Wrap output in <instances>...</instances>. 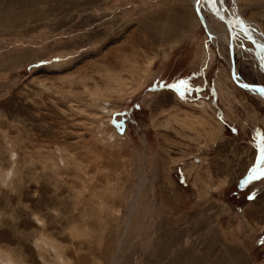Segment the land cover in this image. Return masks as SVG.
Masks as SVG:
<instances>
[{
	"label": "rangeland",
	"instance_id": "obj_1",
	"mask_svg": "<svg viewBox=\"0 0 264 264\" xmlns=\"http://www.w3.org/2000/svg\"><path fill=\"white\" fill-rule=\"evenodd\" d=\"M202 3L0 0V264H264V99Z\"/></svg>",
	"mask_w": 264,
	"mask_h": 264
},
{
	"label": "water",
	"instance_id": "obj_2",
	"mask_svg": "<svg viewBox=\"0 0 264 264\" xmlns=\"http://www.w3.org/2000/svg\"><path fill=\"white\" fill-rule=\"evenodd\" d=\"M202 1L205 2L207 9L212 14H214L217 18H219L220 20H222L225 23L226 27L229 30L230 37H229L228 46H229V50H230V59H231L230 68H231L232 78L234 79L236 84L239 85L240 87H242L243 89L248 90L249 92L250 91L251 92H257L264 99V92L260 91V89L264 88V86L261 84H253V83H249V82L245 81L237 70L236 56H235V51H234V46H235L234 45V43H235V41H234L235 40V32L233 29L234 23L235 22L238 23L239 29L244 34V36L250 42H252L255 49L258 51V53L262 54L263 56H264V47L261 46L259 44V42L257 41V39L253 37V35L249 31V29L247 28L246 24L242 20H240L239 18H236L234 16H231V15L228 16L223 12V10L219 9L218 6L215 4L216 0H202ZM203 20H204L205 25L207 26L206 21L204 19V16H203Z\"/></svg>",
	"mask_w": 264,
	"mask_h": 264
},
{
	"label": "bare ground",
	"instance_id": "obj_3",
	"mask_svg": "<svg viewBox=\"0 0 264 264\" xmlns=\"http://www.w3.org/2000/svg\"><path fill=\"white\" fill-rule=\"evenodd\" d=\"M196 2V6L199 8L201 6L202 3V0H195ZM215 4L218 6L219 9L223 10V12L226 14L225 10L223 9L224 7H221L222 3H220V0H216L215 1ZM228 15V14H226ZM204 16V19L206 21V24H207V27H208V30L211 31V33L215 34V36L218 38V39H221L222 41H224L226 44L229 43V31L226 30V32H223L221 34H216L218 32H215V30L211 27V25L209 24L208 20L206 19V16H205V13L202 14V18ZM229 16V15H228ZM231 16H234V15H231ZM235 17V16H234ZM237 18V17H236ZM240 19V18H239ZM242 20V19H240ZM204 21V20H203ZM243 21V20H242ZM244 22V21H243ZM245 23V22H244ZM246 24V23H245ZM247 28L249 29V31L251 32V34L253 35L254 38L257 39V41L259 42V44L261 46L264 47V37L263 35L261 34V32H259L258 30H256L255 28H253V26L251 24H246ZM233 29H234V32H235V39H236V34L238 33V31H241L239 29V25L238 23H234L233 25ZM235 41V40H234ZM235 45V43H234ZM234 51H235V46H234ZM262 55V54H261ZM263 56V55H262ZM234 80V79H233ZM251 92V91H250ZM262 97V96H261Z\"/></svg>",
	"mask_w": 264,
	"mask_h": 264
},
{
	"label": "snow or ice",
	"instance_id": "obj_4",
	"mask_svg": "<svg viewBox=\"0 0 264 264\" xmlns=\"http://www.w3.org/2000/svg\"><path fill=\"white\" fill-rule=\"evenodd\" d=\"M186 81H182L180 82V84L177 85H172V87H175L177 89H183L186 87ZM261 92H264V88L260 89ZM181 94L183 95V92H181ZM261 160L264 161V147L261 148ZM257 171V169H253V173H255ZM261 175H264V172H261ZM253 176H250L249 179H253Z\"/></svg>",
	"mask_w": 264,
	"mask_h": 264
}]
</instances>
